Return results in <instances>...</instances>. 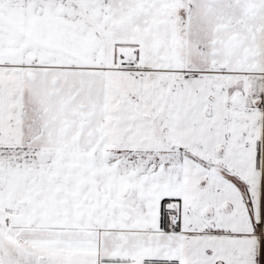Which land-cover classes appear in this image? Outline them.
Here are the masks:
<instances>
[{"label":"snow or ice","instance_id":"obj_1","mask_svg":"<svg viewBox=\"0 0 264 264\" xmlns=\"http://www.w3.org/2000/svg\"><path fill=\"white\" fill-rule=\"evenodd\" d=\"M0 264H264V0H0Z\"/></svg>","mask_w":264,"mask_h":264}]
</instances>
